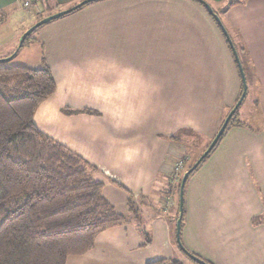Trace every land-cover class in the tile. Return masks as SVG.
Listing matches in <instances>:
<instances>
[{
    "label": "crops",
    "instance_id": "0c3cea01",
    "mask_svg": "<svg viewBox=\"0 0 264 264\" xmlns=\"http://www.w3.org/2000/svg\"><path fill=\"white\" fill-rule=\"evenodd\" d=\"M82 1L39 5L62 12ZM203 1L223 9L224 0ZM22 8L19 0H0V63L37 21L24 19L4 36L8 11ZM221 11L244 69L247 111L243 126L231 127L188 181L181 241L211 264H264V0ZM28 42L33 54L21 58L33 66L24 67L45 63L55 81L35 110V127L96 169L92 177L118 214H127L128 193L139 202V228L107 229L65 264H190L174 244V209L161 207L160 190L184 154L169 136L185 128L213 135L223 107L239 94L237 65L220 29L191 0H95L45 24Z\"/></svg>",
    "mask_w": 264,
    "mask_h": 264
},
{
    "label": "trees",
    "instance_id": "16d2710c",
    "mask_svg": "<svg viewBox=\"0 0 264 264\" xmlns=\"http://www.w3.org/2000/svg\"><path fill=\"white\" fill-rule=\"evenodd\" d=\"M246 1L224 0L223 9ZM54 91L55 81L45 63L39 69L0 66V264H65L67 257L89 251L99 233L123 225L141 226L138 203L129 193L127 214L120 215L103 197V184L92 177L96 169L35 127L36 108ZM81 113L95 114L89 110ZM236 115L237 111L216 146L186 181L180 241L186 218L185 187L226 132L243 126ZM179 184L180 180L177 189ZM177 216L178 212L174 237ZM148 264L181 263L168 259Z\"/></svg>",
    "mask_w": 264,
    "mask_h": 264
},
{
    "label": "rangeland",
    "instance_id": "374dc122",
    "mask_svg": "<svg viewBox=\"0 0 264 264\" xmlns=\"http://www.w3.org/2000/svg\"><path fill=\"white\" fill-rule=\"evenodd\" d=\"M43 1L44 0H40L38 2V4L31 9L32 14L30 16L27 14V12H25V11H30V10H25L24 8H22L23 10L22 9L17 10L16 13H14L12 11H10V12L8 11V13L6 15V18L4 20L5 28H3L2 34L7 37V34L10 32V29H12V30L16 29L17 26H19V24L25 23L24 19L27 22V21H29L27 19L34 18L35 15H36L37 16L36 23H38L42 19H45L47 17H50V16L55 15V14L60 12L57 9V7H54L53 9L52 8L46 9V6H45V8H43L42 4L39 5ZM191 1L196 3L198 6L201 7L202 10H204L206 12V10H205V8H204V6L202 4H199L198 2H196L194 0H191ZM79 3H81V2H79ZM212 10L215 11L217 13L216 15L219 17L220 13L222 12L221 10H224V9H221V10L220 9H217V10L216 9L215 10L212 9ZM207 15H208V13H207ZM208 17H209V19H211V21L214 24H216L215 21L213 20V18L210 15H208ZM219 19H220V17H219ZM220 21H221V19H220ZM36 23H34L33 25H35ZM221 23H222V21H221ZM43 26L44 25H42V26L38 27L37 29H35V31H33L29 37H35L37 31L40 28H42ZM27 30H25V32ZM27 43H29V42H27ZM23 45H24V43H23ZM27 45H30V44H25V46L21 47L18 51L16 50L17 49L16 48L15 51L10 53L9 57L6 58L8 60L1 62L0 66H2V67H16V66H19V67L20 66L21 67H24V66L32 67L33 64L30 63V61H28V62L27 61H23L22 58H21L22 56L23 57L25 55H30L31 56L33 54V52H31L28 49ZM237 55H238V53H237ZM239 60H240V58H239ZM241 66H242V63H241ZM242 69H243V66H242ZM237 70H238V68H237ZM243 72H244V69H243ZM239 77H240V73H239ZM245 80H246V77H245ZM246 86H247V84H246ZM241 93H242V83H241V79H240L239 94H238V96L236 97L234 103L231 106L223 107V109H222V118H221L220 124H219L217 130L215 131V133L213 135L212 134L204 135L205 132H203V131H195L194 129L185 128V129L177 130L173 135L169 136V138H168L169 140H171L173 142H177L178 144H181L184 147V154H182L179 158H177V160L175 161V164H174L173 172L167 178H165V183H162L161 190H160L161 198H159V202L161 203V207H163L167 211H169V209H171V208L174 209L173 210L174 211L173 222H174V220L176 218V213L178 212L179 187H180V184H179V187L177 189L178 181L180 180V183H181L183 175L201 157L200 154L202 152L204 153L206 151V149L208 148V146L212 142L213 138L215 137L216 133L220 129V127H221L222 123L224 122L225 118L230 113V111L233 109L235 104L237 103L238 99L241 96ZM246 103H248V102H247V100L245 98L243 100L241 106L237 110V115L235 117L237 122H241L242 123L241 118L243 120V118H244L243 114L245 113V111H247V105L248 104L246 105ZM250 123H252L253 126H258L259 125L257 123H253V122H250ZM189 166H191V167L189 169H187ZM135 202L139 204V202L137 200ZM177 219H178V216H177ZM177 219H176V221H177ZM173 222H172V226H173ZM175 224H176V222H175ZM174 244H175V242H174ZM178 251L180 253L179 255L182 257L183 255H182V253L180 252L179 249H178ZM184 260L186 262L190 263V264H195L194 262H191L190 260H187L185 257H184Z\"/></svg>",
    "mask_w": 264,
    "mask_h": 264
},
{
    "label": "water",
    "instance_id": "95a60500",
    "mask_svg": "<svg viewBox=\"0 0 264 264\" xmlns=\"http://www.w3.org/2000/svg\"><path fill=\"white\" fill-rule=\"evenodd\" d=\"M95 0H84L83 2L75 5L74 7L66 10V11H62L59 12L55 15H52L50 17H47L45 19H42L41 21H39L38 23H36L35 25H33L31 28H29L19 39L18 45H17V51L23 46V43L25 42V40L31 35V33L33 31H35V29H37L38 27L45 25L51 21L57 20L69 13H71L73 10H76L78 8H80L81 6L88 4L90 2H93ZM199 1L205 8L206 12L208 13V15H210L213 20L215 21V23L218 25L221 33L223 34L228 46L230 47V50L232 52V56L234 58V61L237 65L238 71L240 73V79H241V83H242V93L240 98L238 99L237 103L235 104V106L233 107V109L230 111V113L227 115V117L225 118L224 122L222 123L220 129L218 130V132L216 133L215 137L213 138L212 142L210 143V145L208 146V148L206 149V151L201 155V157L196 161V163L183 175L181 183H180V187H179V200H178V219L176 221L175 224V239H176V243L177 246L180 250V252L185 255L188 259H190L191 261L195 262L196 264H205L204 262H202L201 260L193 257L192 255H190L186 249L182 246L181 241H180V224H181V219H182V213H183V190H184V186L185 183L189 177V175L196 170V168L199 166V164L208 156V154L213 150V148L216 146V144L218 143L219 139L221 138V136L223 135L230 119L232 118V116L235 114V112L238 110V108L241 106L243 100L246 97L247 94V86H246V80H245V75L239 60V57L237 55V52L231 42V39L227 33V31L225 30V28L223 27L219 17L213 12V10L211 9V7L204 2L203 0H197Z\"/></svg>",
    "mask_w": 264,
    "mask_h": 264
},
{
    "label": "built area",
    "instance_id": "2783aa9c",
    "mask_svg": "<svg viewBox=\"0 0 264 264\" xmlns=\"http://www.w3.org/2000/svg\"><path fill=\"white\" fill-rule=\"evenodd\" d=\"M21 3V6L25 9V10H30L35 7L38 2L40 0H19Z\"/></svg>",
    "mask_w": 264,
    "mask_h": 264
}]
</instances>
